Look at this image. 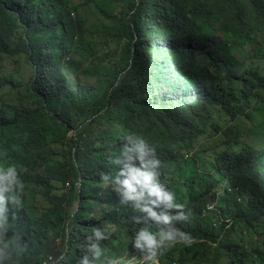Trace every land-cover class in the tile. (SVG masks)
I'll return each instance as SVG.
<instances>
[{
  "label": "trees",
  "instance_id": "obj_1",
  "mask_svg": "<svg viewBox=\"0 0 264 264\" xmlns=\"http://www.w3.org/2000/svg\"><path fill=\"white\" fill-rule=\"evenodd\" d=\"M9 16L12 28L2 26ZM165 36H181L193 62L205 66L174 63L160 44ZM234 47L241 61L229 54ZM12 56L36 66L28 81L32 133L15 139L12 162L27 164L34 135L49 157L45 172L28 178L45 187L43 211L27 200L36 213L25 224L12 217L10 233L32 249L42 236L55 245L57 227L81 201L83 215L68 227V258L57 264L82 254L93 210L110 227L107 254L136 252L135 213L99 176L114 173L110 158L135 134L161 152L159 179L187 213L177 226L192 243L167 248L162 264H264V0H0V72ZM22 120L0 105V129ZM248 236L256 239L244 243ZM198 244L205 247L194 250ZM41 249L21 264H42Z\"/></svg>",
  "mask_w": 264,
  "mask_h": 264
},
{
  "label": "clouds",
  "instance_id": "obj_2",
  "mask_svg": "<svg viewBox=\"0 0 264 264\" xmlns=\"http://www.w3.org/2000/svg\"><path fill=\"white\" fill-rule=\"evenodd\" d=\"M160 44L174 63L205 66V63L193 62L195 56L182 48L181 36H165L161 38ZM198 50L199 47L196 48V51ZM181 55H186L187 59L180 60ZM4 58L0 72V105L2 110L10 114L23 115L24 120L0 129V264H21L31 259L41 245L39 240H36L32 249V245L24 242L18 232L10 233V220L17 217L20 223L25 224L26 215L43 211L41 203L45 196V187L38 184L37 179L30 182L28 178L30 175L45 172L49 153L41 137L34 135L35 145L29 151L27 164L23 166L12 162L11 150H15L17 144L15 139L18 138L20 143L27 142L31 137L32 127L26 115L34 109L30 97L33 89L22 77L30 66L27 59L17 56ZM32 66L35 75L36 66ZM4 77L8 80L6 84ZM72 131L70 136H76V131ZM123 140L125 143L119 154L110 158V163L116 170L114 173L100 172L99 176L100 182L106 187L111 186L112 191L119 196L120 204L130 206L135 213L129 219L138 225L131 237V246L136 252L130 253L131 256L127 253L107 254L102 242L109 239L108 231L104 225L92 227L91 233L81 245L82 254L76 257V264H161V257L167 248L177 244L188 246L192 243L189 234L177 226L179 222L187 220L185 205L177 202L175 194L160 181V161L156 157L155 149L145 138L135 134L126 135ZM67 186L70 187L71 183L67 182ZM77 190L81 193V183L77 184ZM27 200L35 206L32 208L36 212L28 206ZM80 209L81 204L76 206L75 202L73 214L66 226L68 242L69 224ZM215 209L214 205L208 206L209 211ZM99 221L98 216L94 225L97 226ZM153 225L156 230H153ZM42 253L41 249L38 261L42 260V264H54L52 257L43 259ZM62 258L64 257L61 254L55 264Z\"/></svg>",
  "mask_w": 264,
  "mask_h": 264
},
{
  "label": "rangeland",
  "instance_id": "obj_3",
  "mask_svg": "<svg viewBox=\"0 0 264 264\" xmlns=\"http://www.w3.org/2000/svg\"><path fill=\"white\" fill-rule=\"evenodd\" d=\"M72 16L73 17H76V13L75 12H72ZM6 23H9L10 24V27L12 28L16 22L13 21V17L12 16H9V19L7 21H4L2 26ZM199 23V22H198ZM218 31H211V35H215L217 34ZM221 36L224 38V39H228L229 38H233L232 36H227L225 33H221ZM16 37L15 34L11 35V38L14 39ZM217 39H220V35L217 36ZM136 41V38L135 40ZM242 48V46H240ZM98 52V50H96ZM99 53V52H98ZM229 54L231 56H234L235 59H238V60H242L241 58V50H239L238 48L234 47L230 50ZM33 71L34 69L31 68L30 66H28L25 70V73L23 74V78L24 80H26L27 82L32 79V76H33ZM73 132V131H71ZM70 132V134H71ZM151 145V144H150ZM154 149H156L158 152H160L155 146L151 145ZM74 147V154L72 156V161L73 163L76 165V167L79 166V163H78V160H77V157H76V152H77V147L76 146H73ZM68 145H58V149L61 150L62 153H66L67 150H68ZM217 151H220V149H218ZM161 153V152H160ZM214 153H217L215 149H212L211 150V154H214ZM67 160H69V157L66 158ZM71 182V180H70ZM79 204H82V202H79L77 201L76 202V206ZM82 207V206H81ZM92 208H93V204H92ZM131 212L133 213V210H131ZM83 215V209L79 211V216H82ZM98 215H99V210H97L96 212H94L93 216L91 217L90 219V222H92V224H96L95 223V220L98 219ZM69 221V215L64 218V221L60 224V226L57 227V231H56V236H57V240H56V244H52V245H49V244H45L44 243V240L46 239L45 236H42L39 240V244L42 246V258L44 259V257H52L53 258V263L55 264L56 263V253H62V256L67 259L68 258V255H67V251H68V237H67V231H66V226H67V223ZM95 227H101L100 226V223H97V226ZM105 229L106 231H109L110 230V227L109 226H105ZM47 228L43 229L41 231V234L44 235L45 232H46ZM237 239V237H236ZM256 238L252 237V236H248L247 238H244L243 242L244 243H249V242H253ZM114 244H111V247L113 246ZM205 247V245H202V244H198L196 246V249H203ZM50 251H54V253H51ZM163 249L160 250V254L162 253ZM193 252V251H192ZM192 252L190 254H192ZM187 254H189L187 252ZM131 255V254H129ZM178 256V254H177ZM135 257L138 258L137 255H135ZM158 258V257H157ZM158 260V259H157ZM60 261H64V260H60ZM72 264H76V262H73ZM162 264V263H161ZM206 264H210L209 262H207Z\"/></svg>",
  "mask_w": 264,
  "mask_h": 264
}]
</instances>
